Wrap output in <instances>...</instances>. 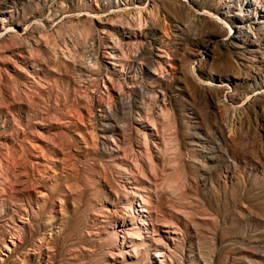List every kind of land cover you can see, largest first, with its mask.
Instances as JSON below:
<instances>
[{
    "label": "rangeland",
    "instance_id": "obj_1",
    "mask_svg": "<svg viewBox=\"0 0 264 264\" xmlns=\"http://www.w3.org/2000/svg\"><path fill=\"white\" fill-rule=\"evenodd\" d=\"M0 264H264V0H0Z\"/></svg>",
    "mask_w": 264,
    "mask_h": 264
}]
</instances>
